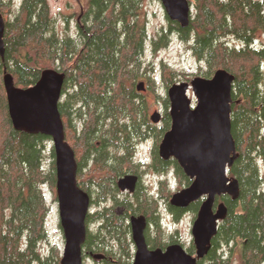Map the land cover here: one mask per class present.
Returning a JSON list of instances; mask_svg holds the SVG:
<instances>
[{"label": "trees", "instance_id": "trees-1", "mask_svg": "<svg viewBox=\"0 0 264 264\" xmlns=\"http://www.w3.org/2000/svg\"><path fill=\"white\" fill-rule=\"evenodd\" d=\"M145 1L89 0L86 14L90 19L80 26L78 39L56 34L47 0H23L13 22L9 15L12 7L7 12L0 7L7 22L5 59L0 55V264H61L62 259L58 247H52L49 255L40 248L49 239L46 222L50 207L44 189H50L57 199L55 152L48 145L51 137L14 128L3 83L5 69L15 85L23 88L34 85L45 69L65 73L59 109L66 139L76 153L79 186L94 194L95 203L112 199L115 205H125L123 215L107 204L88 214L84 256L105 253L110 238L123 242L131 228L124 221L132 215H145L155 222L158 232L162 231L155 215L157 199L149 192L138 195L141 183L133 199L117 198L121 192L118 179L136 171L134 157L139 142L148 138L155 141L151 168L161 174L173 171L179 190L191 184L175 159L164 160L159 155V144L172 119L169 98L156 91L154 69L142 71ZM260 29H264V0H197L196 15L187 26L170 20L169 31L152 41L157 50L168 44L171 32H176L206 64V69L200 67L195 76L211 78L221 68L235 75L232 134L239 157L229 174L238 178L241 192L238 200L229 196L219 199L226 203L228 215L205 257L208 264H227L225 248L232 251L231 245L238 240L243 264H264V181L259 164L264 159V49L254 44ZM229 36L237 37L241 45L231 44ZM160 74L167 89L180 75L191 80L185 72L165 63ZM141 77H146L147 89L166 106L161 126L150 122L149 94L137 89ZM168 182V178L161 181L160 193L177 221L186 209L170 204L174 191L168 189ZM200 204L197 201L190 208L197 213ZM91 222L100 224L96 233L88 228ZM158 235L148 240L151 247L165 248L179 241L174 234L165 242L163 234ZM187 250L196 253L194 244ZM112 262L106 257L107 264Z\"/></svg>", "mask_w": 264, "mask_h": 264}, {"label": "water", "instance_id": "water-1", "mask_svg": "<svg viewBox=\"0 0 264 264\" xmlns=\"http://www.w3.org/2000/svg\"><path fill=\"white\" fill-rule=\"evenodd\" d=\"M167 15L185 27L190 23V0H161ZM6 22L0 13V55L5 59ZM8 111L16 130L51 137L57 173V200L61 226L65 237L61 264H84L83 245L87 237V217L90 194L79 186L76 153L66 139L65 124L59 109L66 75L57 69H45L40 79L27 88L15 85L11 73L4 70ZM235 75L221 68L211 78L196 76L191 81L172 84L167 91L170 100L171 128L159 144V155L164 160L175 159L191 184L175 192L170 204L183 209L201 201L192 226L195 254L179 242L164 249H151L146 240L148 221L145 215H132L130 225L136 245L133 264H200L212 247L220 223L228 215L223 196L238 200L240 182L229 174L239 157L232 134V93ZM138 91L145 90L140 82ZM192 90L196 103L190 97ZM162 114L151 115L159 123ZM138 184L136 174H125L118 179L122 191L133 193Z\"/></svg>", "mask_w": 264, "mask_h": 264}, {"label": "rangeland", "instance_id": "rangeland-1", "mask_svg": "<svg viewBox=\"0 0 264 264\" xmlns=\"http://www.w3.org/2000/svg\"><path fill=\"white\" fill-rule=\"evenodd\" d=\"M7 2H11L10 6L12 7L13 11L10 16L11 22L16 19V15L18 14V10L23 2V0H6ZM48 5L50 8V13L54 18V31L57 35L61 38L71 37L73 39H78L79 33L78 29L75 26V15H77L80 11L79 6L76 3V0H47ZM88 3V0H84ZM193 4V16L196 15V4L197 0H191ZM144 9L146 11L143 20L145 22V33H146V40H145V49L143 53V69L146 67H150L154 69L155 73V87L156 91L161 94V97H168L167 94V87L165 82L163 81L160 68L162 63L170 65L174 69L178 71H183L186 73L187 76L191 77V80L196 77L195 74L199 72V68L206 69V64L201 61L198 57L195 56L193 51L190 48V43L187 41L181 40L179 35L176 32H171L169 34L170 40L168 44L164 47H160L157 50L153 49L152 41L153 39L159 38L160 34L163 31H169L170 28V18L166 13V10L162 4L161 0H146L144 2ZM227 40L231 44L241 45L242 41L238 40L235 36L227 37ZM254 44L256 47L264 49V29H260L255 34ZM261 68L263 69L264 73V61L262 62ZM149 70V69H148ZM150 71V70H149ZM194 76V77H193ZM202 76V75H199ZM141 81H145L147 84L146 77H141L137 79V83ZM186 81L185 75H180L178 79H176L175 83ZM144 94H149V119L152 113L155 111H159L164 118V114L166 112V106L164 105L162 99H156L151 91L147 89L141 91ZM190 97L193 98V103H196L194 94L192 90L189 91ZM170 106L168 107V109ZM150 122L153 125L161 126L163 124V119L159 123H154L152 120ZM49 146L53 148V141L52 139L48 140ZM155 141L153 138L145 139L138 143L137 151L135 152L134 160L138 163V159H143L144 161H151L152 160V149L154 147ZM50 153V152H49ZM51 157L47 158L46 163L49 165L51 161ZM261 174L263 175L264 181V159H260L259 161ZM146 167L141 166V170L145 169ZM160 175L155 173L152 170H148L144 173L143 176V186L147 188V190L153 195L155 199H157V210L156 214H160L162 216V231L158 232L155 222L153 220L152 224H149L145 230L146 236L151 239H156L160 233L163 234L164 242L170 241L169 237L171 234H177V238L179 241L188 249L193 244V235H192V226L194 219L197 215L196 212L192 208H187L186 211L180 215L178 220L176 221L173 214L169 210L168 201L165 198H160L159 194L157 193L159 190V180ZM169 184L168 189L176 192L178 189V182L174 179V173L171 171L169 175ZM184 187H187L186 184ZM167 188V187H166ZM46 198L48 205L50 207V212L47 218V231L49 235V239L42 242L40 245L41 251L45 254L51 253V248L56 246L60 249L61 253L63 254V249L65 246V237L63 228L61 226L60 220V213H59V204L58 200L55 198L54 194L51 192L50 189L45 188ZM167 192L165 191V194ZM129 197L127 192H117V198L120 201H125ZM133 199L134 196H131ZM135 200V199H134ZM108 206H115L114 211L119 214L123 215L125 212V205L124 204H117L115 205L113 200L109 199L105 204H95L92 206V213L97 211L98 209L101 210L104 208L105 205ZM162 221V222H161ZM124 224H130L129 218H126ZM100 224L97 222H91L88 225L89 230L92 233H96ZM105 235V234H104ZM123 237V235H122ZM162 237H160L162 239ZM166 239V240H165ZM123 242L120 243L116 238H110L108 243L105 245L106 252H101L99 254H86L84 256V264H107L106 257L112 258L114 262L111 264H133L136 254V245L132 239V229L130 228V232L127 233L126 239H122ZM233 247L232 251H230V247H226V255L227 260L229 261L227 264H243L242 261V245L241 241L238 240L236 243L231 245ZM100 253V252H98ZM103 253V254H102ZM113 257H115L113 259ZM203 264H208V261L203 258ZM118 260H121L119 262ZM39 264V263H35Z\"/></svg>", "mask_w": 264, "mask_h": 264}, {"label": "flooded vegetation", "instance_id": "flooded-vegetation-1", "mask_svg": "<svg viewBox=\"0 0 264 264\" xmlns=\"http://www.w3.org/2000/svg\"><path fill=\"white\" fill-rule=\"evenodd\" d=\"M76 3H77V5L79 6V9H80V11H79V13L77 14V15H75V20H74V22H75V26L77 27V29H78V33H79V29H80V26L82 25L83 27H84V23H88V19H90V17H88V15L86 14L87 12H89L88 10H89V0H88V3L87 2H85L84 0H76ZM10 4H11V2H7L6 0H0V7H2L3 9H4V11L3 12H7L8 10H9V6H10ZM0 13H1V11H0ZM2 14V13H1ZM3 15V14H2ZM10 16H11V14H9ZM4 17V16H3ZM4 20H5V22H6V19L4 18ZM87 21V22H86ZM89 22H90V20H89ZM7 23V22H6ZM152 160L150 161V163L148 162V163H145V164H143L142 162H140V161H138V163H140V164H138V163H134L135 165H137V168H136V171H135V173H131V174H136L137 176H138V183H141V186H142V192H141V194H138V195H142L143 194V192H149L148 190H147V188H145L144 186H143V176H144V173L146 172V171H148V170H152V171H154L155 173H157V174H159L160 176L162 175L160 172H157L155 169H153V168H151L150 167V164L152 163V161H153V159H154V156L152 155ZM141 166H143V167H146L145 169H143V170H141L140 168H141ZM161 181H163V180H159V188H158V194H159V196H160V198H165V197H162L161 196V193H160V188H161ZM136 191V190H135ZM121 192H127V195L128 196H135V192L134 193H130V192H128V191H121ZM150 193V192H149ZM94 194H90V197H91V203H90V207L91 208H93L92 206H94L95 204H100V205H102L103 203L105 204L106 202H102V201H99L98 203H95V201H94V197L95 196H93ZM152 195V194H151ZM136 197V196H135ZM112 200V199H111ZM114 202V201H113ZM170 210V209H169ZM90 213H92V209H91V211H90ZM89 213V214H90ZM158 216H159V219L160 220H162V216L160 215V214H158ZM148 221V226H149V224H152V221L151 220H147ZM160 226H161V228H162V225H161V223H160ZM149 239H151L150 237H149V235H148V237L146 236V240H147V244H148V246L150 247V248H152V249H154V248H157V247H151L150 246V244H149V242H148V240ZM91 254H95V253H92L91 252Z\"/></svg>", "mask_w": 264, "mask_h": 264}]
</instances>
